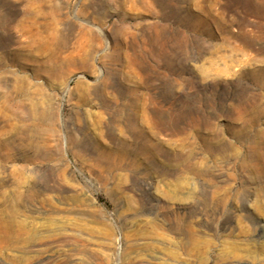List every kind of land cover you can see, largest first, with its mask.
Segmentation results:
<instances>
[{"label":"rangeland","instance_id":"374dc122","mask_svg":"<svg viewBox=\"0 0 264 264\" xmlns=\"http://www.w3.org/2000/svg\"><path fill=\"white\" fill-rule=\"evenodd\" d=\"M0 226V264H264V0H0Z\"/></svg>","mask_w":264,"mask_h":264},{"label":"bare ground","instance_id":"6f19581e","mask_svg":"<svg viewBox=\"0 0 264 264\" xmlns=\"http://www.w3.org/2000/svg\"><path fill=\"white\" fill-rule=\"evenodd\" d=\"M9 221L12 222V220H10V219H9ZM14 221H15V220H13V222H14ZM0 227H2V226H0ZM4 228H5V227H4ZM3 231H4V230H3ZM17 235H18V234H17ZM17 235L15 234V236H14V240H15V242L17 241V237H18ZM19 236H20V235H19ZM1 239H2L3 245H5L6 242H7V238H6V236H4V237L1 238ZM1 239H0V240H1ZM25 244H26V243H25ZM3 245H2V246H3ZM18 246H19V245H18ZM1 251H2V250H1ZM2 252H3V251H2ZM3 256H4V255H3ZM3 256H2V257H3ZM36 258H37V257H36ZM8 260H9V258H8ZM0 263H1V262H0ZM6 264H7V263H6Z\"/></svg>","mask_w":264,"mask_h":264}]
</instances>
